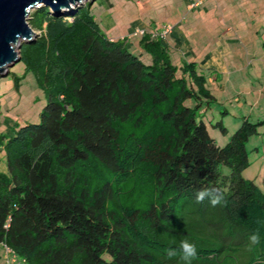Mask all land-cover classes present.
<instances>
[{
  "label": "trees",
  "instance_id": "16d2710c",
  "mask_svg": "<svg viewBox=\"0 0 264 264\" xmlns=\"http://www.w3.org/2000/svg\"><path fill=\"white\" fill-rule=\"evenodd\" d=\"M91 10L29 18L40 35L20 45L24 74L10 76L18 90L31 73L46 104L37 123L0 137L2 251L22 264H184L164 249L188 239L192 264H264V191L242 176L264 119L244 117L218 146L202 114L220 104L198 64L174 65L151 31L136 55ZM217 188L221 203L197 202Z\"/></svg>",
  "mask_w": 264,
  "mask_h": 264
},
{
  "label": "rangeland",
  "instance_id": "374dc122",
  "mask_svg": "<svg viewBox=\"0 0 264 264\" xmlns=\"http://www.w3.org/2000/svg\"><path fill=\"white\" fill-rule=\"evenodd\" d=\"M120 1L121 0H88L70 10H61V13L66 17H70L76 13L79 8L85 7L89 4L92 6L91 12L95 17V20L99 23L100 29L104 34L113 40L127 37L129 44L131 45L134 43L133 38L139 42L141 36L140 33H138L137 36L134 35V28L138 27L136 23H150L152 19L161 22V20H164L165 18L171 19L174 16L176 18L178 14L177 10L173 9L176 0H158L157 2H155V0H145L146 2H149L150 8L142 13L141 18L138 6L135 4L136 0H130L132 2L122 0L124 1V4H121ZM177 1H179V4H186V0ZM211 1L213 3H211ZM214 1L215 0H207L209 3L207 5L213 6ZM41 8H43L42 4L31 9L26 19L28 27L34 32L31 37L32 39L39 37L40 32L31 26V20L29 18H31V15L35 10ZM195 13L196 11L186 12L184 15L188 17V21H191L193 26L195 25L194 21L196 19ZM210 13L212 14L210 15L212 17H206L207 20L203 24L193 27V30L195 31L190 37L193 41H190L197 42L199 47H202L203 44H208L206 46H209L213 42L214 46H218L216 43L218 39V36H215L216 32L223 34V32L228 31L225 30V27L212 28L210 22L212 23V18L215 16V13L212 12V10ZM50 14L58 15L52 9L50 10ZM255 24L256 26L258 25L256 22ZM256 26L252 29L249 27V29L256 33L261 29ZM130 27H133V29H129ZM229 35L230 34H227L226 36L227 40L231 37ZM256 36L257 35L254 34V37ZM169 39L171 40L172 38L169 36ZM23 43L24 41H20L16 46V52L18 54L20 51V47L18 46ZM224 44L225 47L226 44L228 46V41H225ZM231 46L235 47L237 45H229L228 48H231ZM246 46L245 39L238 45L240 50H238V48V52L233 53L232 59L231 55H228V62L232 67L234 66L236 69H239L238 73L234 72V70L232 71L233 73L228 76L213 73L216 78L218 76L219 80L209 82L210 84H213V90H216L214 94L220 106L216 111L213 109L205 111L202 114V118L207 124H210L208 125L209 134L220 147L225 146L231 140L232 135L239 128L244 117L248 118L252 123H258L264 119V74L261 75L259 71H257L259 76L255 75L256 73L253 70L254 67L252 65L255 63L256 66L260 65L261 67H264V63L259 60L252 61L251 59H248L245 51ZM248 47H251V45H248ZM132 48H130L131 52L136 53L135 47ZM239 51H243L245 54L242 52L239 55ZM171 54L173 61L177 64V61L174 60L176 57L175 53L172 52ZM136 55H138V53H136ZM235 56L236 58H234ZM259 57L260 56H258V58ZM12 73L22 76L24 74L23 66L20 65L19 62L8 65L5 68L4 75L0 76V137L4 136L7 138L12 137L13 129L17 128V126H24L28 123H37L39 121V113L46 104L44 94L38 87L31 73L25 75L24 79L21 81L22 85L18 90L14 87V80L12 76H10ZM223 83H225L228 89L226 90L225 87L221 93L218 89H220L219 87ZM224 108H226L229 113L228 115L222 112ZM221 121L223 122V126L227 129L226 132H222L218 127L214 126ZM246 149L249 153V166L243 171L242 176L246 179L254 180L255 184L264 191V127L259 129L258 135L252 136L248 140L246 143ZM5 168L4 152L2 144L0 143V172L5 171ZM0 264H6L2 250H0Z\"/></svg>",
  "mask_w": 264,
  "mask_h": 264
},
{
  "label": "crops",
  "instance_id": "0c3cea01",
  "mask_svg": "<svg viewBox=\"0 0 264 264\" xmlns=\"http://www.w3.org/2000/svg\"><path fill=\"white\" fill-rule=\"evenodd\" d=\"M157 1L158 0H155V2ZM197 1L198 0H186V4L183 5L179 4V1L176 0L173 8L174 10H177L178 13L176 18L175 16L171 19L165 18L164 20H161V22L154 19H152L150 23L138 22L136 23L138 27L134 28V35L137 36L139 31L143 30L157 34L163 32L166 27H170L171 30L166 34L165 38L162 39V42L167 48L172 63L179 68L186 63H197L199 70L209 77V82L219 80L218 76L216 78L213 73L228 76L233 73V70L236 73L239 72V69H236L234 66L232 67L228 62V55H231L232 59L233 53L238 52V45L245 39L247 44L245 47L247 58L252 61L259 60L264 63V0H215L213 6L207 5L209 4L207 0H204L201 5L196 6ZM120 3L124 4V1L121 0ZM211 3L213 2L211 1ZM135 4L138 6L140 18L142 17V13L150 8L149 2H146L145 0H136ZM211 10L215 13V16L212 18V23L210 22L212 28L225 27V30L228 31L223 32V34L225 33L224 35L216 32L215 36H218L216 41L218 46H214L213 42L209 46H206L208 44H203L202 47H199L197 42H192L193 39H190L195 31L193 30V27L203 24L207 20L206 17H212L210 16L212 15L210 13ZM192 11H196L194 26L191 24V21H188V17L184 16L186 12ZM255 22L258 24L257 26ZM255 26L260 27L262 30L259 29V31L254 33L251 29ZM249 27H251V29H249ZM129 29H133V27H130ZM227 34H230L229 36H231L229 40L226 39ZM254 34L257 36L254 37ZM157 36L160 37L159 35ZM169 36L172 38L171 40L169 39ZM133 40L134 43L131 46L135 47L136 53L141 54L142 49L139 46V42L135 40V38H133ZM225 41H228V46H237H231V48H228L226 44L225 47ZM248 45H251V47H248ZM238 50H240V48ZM172 52L176 55L174 60L177 61V64L172 59ZM242 52L243 51H239V55ZM258 56L260 57L258 58ZM143 58L147 60L149 59L147 56ZM234 58H236V56ZM252 65L254 67L253 70L256 73L255 75L259 76L257 71H259L261 75L264 74V67H261L260 65L256 66L255 63ZM223 85H225V83L219 87L220 89L217 88L221 93L225 87L226 90L228 89L226 85ZM211 86L213 87V84H211ZM213 92H216V90H213ZM0 250L2 249L0 248Z\"/></svg>",
  "mask_w": 264,
  "mask_h": 264
},
{
  "label": "water",
  "instance_id": "95a60500",
  "mask_svg": "<svg viewBox=\"0 0 264 264\" xmlns=\"http://www.w3.org/2000/svg\"><path fill=\"white\" fill-rule=\"evenodd\" d=\"M86 1L88 0H0V76L4 75L8 65L20 62L14 45L31 39L34 34L26 23L31 9L42 4L62 15L61 10H70Z\"/></svg>",
  "mask_w": 264,
  "mask_h": 264
},
{
  "label": "clouds",
  "instance_id": "9594fccd",
  "mask_svg": "<svg viewBox=\"0 0 264 264\" xmlns=\"http://www.w3.org/2000/svg\"><path fill=\"white\" fill-rule=\"evenodd\" d=\"M31 39H26L24 40V42L30 41ZM205 198H209L210 203L213 206H215L224 200L223 190L217 188L212 190H200L196 193V199L198 203L203 202ZM249 241L253 245L259 244L260 243L259 234L253 233L249 237ZM164 255L169 260L179 257V259L183 261L184 264H192V261L197 259L198 253H197V247L194 243L190 242L188 239H182L179 243L178 249H174V248L164 249ZM3 258L5 259L4 252H3Z\"/></svg>",
  "mask_w": 264,
  "mask_h": 264
},
{
  "label": "built area",
  "instance_id": "2783aa9c",
  "mask_svg": "<svg viewBox=\"0 0 264 264\" xmlns=\"http://www.w3.org/2000/svg\"><path fill=\"white\" fill-rule=\"evenodd\" d=\"M204 0H198L196 3V6H199L202 4ZM170 27H166L163 32L157 33L156 35H159L161 38H165L166 34L170 31ZM140 34L143 33V31H139ZM4 256L6 259V264H22L21 261L17 259L15 254L11 252L8 248H4Z\"/></svg>",
  "mask_w": 264,
  "mask_h": 264
},
{
  "label": "bare ground",
  "instance_id": "6f19581e",
  "mask_svg": "<svg viewBox=\"0 0 264 264\" xmlns=\"http://www.w3.org/2000/svg\"><path fill=\"white\" fill-rule=\"evenodd\" d=\"M16 46H17V45H14V49H15V50H16ZM18 47H19V46H18Z\"/></svg>",
  "mask_w": 264,
  "mask_h": 264
}]
</instances>
